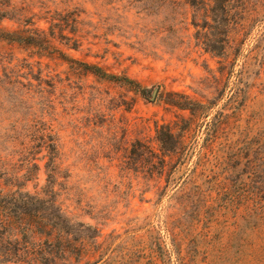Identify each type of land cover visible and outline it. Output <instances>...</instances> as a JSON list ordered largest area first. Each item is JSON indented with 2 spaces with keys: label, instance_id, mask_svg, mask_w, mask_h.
Masks as SVG:
<instances>
[{
  "label": "rangeland",
  "instance_id": "obj_1",
  "mask_svg": "<svg viewBox=\"0 0 264 264\" xmlns=\"http://www.w3.org/2000/svg\"><path fill=\"white\" fill-rule=\"evenodd\" d=\"M7 1L0 190L54 188L109 264H264V14L221 57L190 0Z\"/></svg>",
  "mask_w": 264,
  "mask_h": 264
},
{
  "label": "trees",
  "instance_id": "obj_2",
  "mask_svg": "<svg viewBox=\"0 0 264 264\" xmlns=\"http://www.w3.org/2000/svg\"><path fill=\"white\" fill-rule=\"evenodd\" d=\"M190 2L198 13L203 14L202 23L194 22L200 28L198 40H202L206 50L221 57L227 53L230 34L247 35L250 27L264 14V0ZM7 6L8 3L0 13L3 17L9 14L5 9ZM7 36L18 43H33L32 35L19 31L7 33ZM92 68L101 70L100 67ZM157 139L165 152H176L183 144L169 125L158 127ZM212 158L218 164L210 166L211 172L225 162L202 152L195 164L192 182L204 176ZM171 233L175 237V230ZM102 236L98 228L93 229V225L78 220V216L65 208L62 202L58 203V193L54 188L37 194L0 190V264H71L74 258L83 257L95 258L93 264H109L105 259L106 242L100 241Z\"/></svg>",
  "mask_w": 264,
  "mask_h": 264
}]
</instances>
